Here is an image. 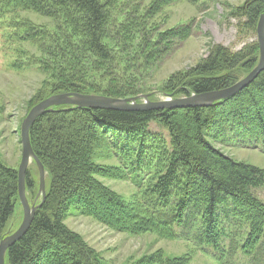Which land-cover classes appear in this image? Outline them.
Listing matches in <instances>:
<instances>
[{"label": "trees", "instance_id": "16d2710c", "mask_svg": "<svg viewBox=\"0 0 264 264\" xmlns=\"http://www.w3.org/2000/svg\"><path fill=\"white\" fill-rule=\"evenodd\" d=\"M12 1L18 8L33 9L61 18L66 26L64 48L72 49L77 45V62L67 73H61L63 84L60 89L86 93L82 79L86 76L85 68L90 63L91 54L98 59L95 67L103 66L106 72H112L111 68L115 66L113 63L117 57L109 49L108 32L111 27V10L117 0ZM156 1L159 2L154 0ZM156 10L155 5H152L139 17L140 21L134 15L120 24L116 30L120 35V44L131 39L139 25L144 23L142 19L150 20L147 17L158 13ZM263 11L264 0H248L241 8L242 14L252 24L257 22ZM191 33L192 27L186 25L160 33L157 40L169 41L173 45L179 38H186ZM66 45L71 47L66 48ZM164 50L155 46L149 51L142 50V53L156 63L162 59ZM256 51L254 48L246 54L233 53L220 45L215 47L206 60L176 77L179 87L183 86L179 91L201 94L234 84L238 73L257 65L259 59L255 55ZM140 55L138 53L137 57ZM82 59H85L84 62L80 61ZM141 65L150 68L149 63ZM115 79L116 76H110L107 85L96 86L94 83L89 88L92 93L112 97L137 95L135 87L121 86ZM254 86L257 92L252 91ZM263 94L264 71L236 95L218 100L210 106L129 111L55 106L46 111L32 125L30 137L35 153L43 162L46 172H49L50 184L46 188V199L37 210L30 228L7 250L6 264H104L99 253L88 246L79 233L65 224L67 211L73 203H77L76 206L81 211L93 213L113 228L137 232L151 229L155 222L159 225L157 215L156 220L154 217L144 219L138 216L137 210L132 213L112 191L107 193L103 190V194L97 199L99 202H94L92 192L88 190L98 188L97 185L100 184L94 178V174L100 172L94 160L99 157L97 152L108 143L114 154L125 155L121 157L125 164L130 159L125 167L128 172H133L136 166L144 165L149 141L156 138L149 136V123L152 120L168 128L171 150L166 153L164 173L156 178V183L152 186L154 197L148 202L164 206L173 203L180 217L189 210L190 216L194 218L195 212H201L206 241L216 250L220 248V210L230 202V214L249 228L245 237L238 229H234L231 236L235 238L231 242L238 244L242 254H252L264 239V202L252 192V189L264 186V169L215 151L203 139L202 126L215 122L209 125L216 132L227 134V130H230L231 136L237 138L250 135L254 147H259V144H264V114L256 106L258 98ZM243 95L245 96L241 97ZM246 96L249 101L235 108ZM228 104L233 107L224 115ZM249 105H252L253 113L250 111V115H247L242 109ZM216 114L223 116L216 120ZM97 146L100 149L96 150ZM34 181L28 169L27 190L35 196L37 186L35 190ZM18 199L20 200L18 169L8 166L0 159V241L15 230H10L9 222ZM102 199L119 209V215L108 210L101 211L102 214L96 212L103 205L94 209L96 206L88 201L100 204ZM81 202H84L85 207L79 204ZM130 221L133 223L123 225V222ZM174 264H179V261Z\"/></svg>", "mask_w": 264, "mask_h": 264}, {"label": "rangeland", "instance_id": "374dc122", "mask_svg": "<svg viewBox=\"0 0 264 264\" xmlns=\"http://www.w3.org/2000/svg\"><path fill=\"white\" fill-rule=\"evenodd\" d=\"M247 1L117 0L111 10V27L108 32L109 49L117 57L113 63L115 66L111 68L112 72H106L103 66L95 67L98 59L91 54L89 59L91 64H87L86 76L82 79L86 87L84 91L87 94H95L89 88L91 84L105 86L110 76H116L115 80L121 86L135 87L138 92L136 96L148 94L151 101L174 100L192 95L191 92L179 91L183 86L179 87L180 83L175 80L176 77L202 63L219 45L229 52L244 54L256 48L255 55L259 59L258 22L264 11L257 22L252 24L241 12ZM152 5H155L157 9L155 12L158 13L150 14L147 17L150 20L142 19L144 23L139 25L131 39L121 45L120 35L116 33L119 25L134 15L141 17ZM137 20L140 21V18ZM141 25L143 26L140 29ZM186 25L192 27V33L186 38H179L173 45L169 41L157 40L160 33ZM65 30L63 20L57 16H48L33 9L18 8L12 0H0V159L8 166L18 169L21 163L23 147L21 126L32 107L51 95L70 92L60 89L63 84L60 77L61 73H67L77 62L78 48L77 45L72 49L64 48ZM155 46L161 47L162 51L165 50L162 59L153 63L145 57L142 50L149 51ZM70 47L71 45H66V48ZM138 53H141L139 57ZM141 63H149L150 68L142 67ZM253 68H245L238 73L236 82L245 78ZM252 91L257 92V88L252 87ZM247 97L234 107H241L248 100ZM137 101L143 102L145 99L139 98ZM257 103L256 109L264 114V94L258 98ZM232 107L233 105L228 104L224 115ZM175 108L185 107L166 109ZM252 108V105H249L242 110L250 115V111L253 113ZM221 116L223 115L216 114V120H220ZM183 118L187 119L185 116ZM214 123L203 125L202 133L203 139L215 151L264 169V144L254 147L250 135L237 138L231 136L230 130H227L229 134L216 132L209 125ZM149 126V136L156 138L152 142L149 141L144 165L136 166L133 172H128L125 168L130 159L125 164L121 158L125 155L114 154L109 149V143L102 149L96 147V150H100L97 152L99 157L94 163L100 172L94 174V178L100 184L97 185L98 188L88 190L92 192L94 202L103 194V190L107 193L112 191L132 213H136L137 210L138 216L144 219L154 217L156 220L157 215L161 225L157 220L159 225L154 221L155 226L151 229L137 232L113 228L93 213L81 211L76 206L77 203L70 205L65 224L79 233L84 242L99 253L104 264H174L178 261L179 264H264V239L259 242L262 243L261 246L250 255L242 254L238 244L231 242V239L235 238L231 236L234 229L242 232L244 237L249 231L245 223L230 214L232 203L228 202L221 207L220 248L216 250L206 241L204 235L206 229L201 212H195L194 218L190 216L189 210L180 217L173 203L164 206L148 202L154 197L152 186L156 183V178L164 173L166 153L171 150L168 128L156 120L150 121ZM112 149L115 150L114 147ZM118 149L117 147L116 150ZM28 169L34 177L35 190L37 186L35 196L27 190V196L33 203L39 195V169L34 161H31ZM49 184L50 176L47 171L46 188ZM252 192L264 202V186L254 188ZM40 197L42 195L39 199ZM104 199L100 204L88 201L96 206L94 209L103 205L96 212L108 210L119 215L120 210ZM79 204L85 207L84 202ZM23 216V206L18 199L9 222L11 231L17 229ZM129 223L133 222H123V225ZM241 241L242 238L240 243Z\"/></svg>", "mask_w": 264, "mask_h": 264}, {"label": "water", "instance_id": "95a60500", "mask_svg": "<svg viewBox=\"0 0 264 264\" xmlns=\"http://www.w3.org/2000/svg\"><path fill=\"white\" fill-rule=\"evenodd\" d=\"M258 40L260 44V58L258 64L252 71L243 79L232 84L231 86L216 89L213 91L204 92L201 94H193L188 97L177 98L174 100L151 101L148 99V94L133 96L129 98L111 97L98 94H87L79 92H64L51 95L29 111L21 126V141H22V158L18 167L19 176V198L24 210L23 220L16 230L6 235L0 241V264H6V253L8 248L15 242L20 240L30 228L37 210L46 199V169L43 162L35 153L30 130L36 119L53 109L55 106L73 105L76 107L113 109V110H150L171 107H193V106H210L214 102L226 99L236 95L241 89L252 83L256 77L264 70V12L261 14L258 22ZM139 98L145 99L143 102L137 101ZM31 161H34L39 169V195L41 201L31 203L27 196L26 176Z\"/></svg>", "mask_w": 264, "mask_h": 264}, {"label": "bare ground", "instance_id": "6f19581e", "mask_svg": "<svg viewBox=\"0 0 264 264\" xmlns=\"http://www.w3.org/2000/svg\"><path fill=\"white\" fill-rule=\"evenodd\" d=\"M242 90V89H241ZM167 98V97H166ZM151 100V99H150ZM9 249V248H8Z\"/></svg>", "mask_w": 264, "mask_h": 264}]
</instances>
